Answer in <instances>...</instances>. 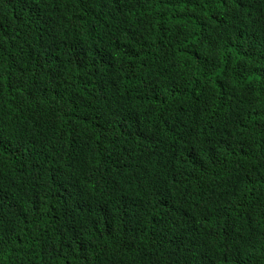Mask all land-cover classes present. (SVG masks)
Segmentation results:
<instances>
[{"label":"trees","instance_id":"1","mask_svg":"<svg viewBox=\"0 0 264 264\" xmlns=\"http://www.w3.org/2000/svg\"><path fill=\"white\" fill-rule=\"evenodd\" d=\"M0 264H264V0H0Z\"/></svg>","mask_w":264,"mask_h":264}]
</instances>
